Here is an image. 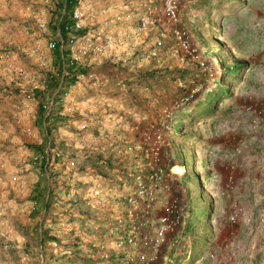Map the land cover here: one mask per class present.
Here are the masks:
<instances>
[{"label": "rangeland", "instance_id": "374dc122", "mask_svg": "<svg viewBox=\"0 0 264 264\" xmlns=\"http://www.w3.org/2000/svg\"><path fill=\"white\" fill-rule=\"evenodd\" d=\"M26 2L0 17L10 37L19 35ZM92 2L111 10L118 32L136 31L146 6L160 7V0ZM180 28L193 56L171 27L137 34L97 60V84L66 89L73 117H60L58 105L45 127L32 106L29 135L15 124L4 91H12L9 74L0 70V264H129L154 252L144 238L155 237L166 208L172 224L157 264H264V120L246 110L264 102V0H198L181 7ZM163 32L159 55L147 58ZM18 63L51 75L50 62L43 70ZM157 157L165 169L159 183L149 167ZM140 177L153 196L139 198L132 217L127 199L137 197ZM235 209L240 220L231 224ZM134 226L137 246L125 241ZM55 242L72 254H56Z\"/></svg>", "mask_w": 264, "mask_h": 264}, {"label": "built area", "instance_id": "2783aa9c", "mask_svg": "<svg viewBox=\"0 0 264 264\" xmlns=\"http://www.w3.org/2000/svg\"><path fill=\"white\" fill-rule=\"evenodd\" d=\"M158 0H149L155 3ZM198 0H160V7L146 6L138 18L137 30H114L115 21L110 18L111 10L106 7L96 6L92 0H27L18 12L22 25L18 27L16 37L7 35L0 21V70L5 69L9 74V85L12 91L4 90L6 98L13 102L16 112L15 124L24 129L29 135V126L25 121L29 119L32 106L36 105L44 113V125H49L54 119L58 105L63 110L58 113L60 117H73L76 101L71 97L67 88L85 90L99 81V74L94 65L97 60L106 55L109 50L123 48L131 44L137 34H143L160 27H171L173 35L181 49L193 56L196 50L191 48L187 32L180 28V9L182 6ZM1 11V8H0ZM1 17V15H0ZM156 40V47L152 49L147 58L153 59L159 55V49L163 45V37ZM135 45V44H134ZM27 61L36 65L40 70L48 67L50 62V76L35 72L29 67L20 66L18 62ZM115 77L119 80L117 70ZM110 79L105 77L101 85H107ZM55 83L53 92L48 98L41 96L48 92L50 83ZM119 85L125 87L122 80ZM1 94V93H0ZM41 98V100L39 99ZM69 98L70 102L69 103ZM189 98L182 99V104ZM247 112L264 120V102L261 105L249 104ZM70 123L72 122L69 120ZM82 124L80 129H85ZM152 155H156L155 148L150 149ZM236 152L242 149L236 147ZM147 154H150L148 151ZM150 170L157 183L163 180L165 169L160 165V159L155 158L153 164H149ZM75 161L70 160L66 169L73 170ZM237 168L231 167V173L226 179V192L232 194L235 189V174ZM136 196L128 198L131 208L130 216L134 217L135 209L139 208V198L153 196V190L138 181ZM148 199V198H147ZM153 197L151 201H153ZM151 204H148L150 209ZM173 210H171V213ZM170 208H166V214L161 218V226L156 231L155 237L146 236L145 243L154 249L152 255L140 253L137 260L130 259L129 264H157L161 246L166 241V235L171 228ZM241 211L235 209L230 216L231 224H237ZM119 223H123L119 220ZM142 225H145L143 223ZM134 226L128 231L126 242L131 246H137L138 236ZM125 241H121L118 247H123ZM54 252L60 255L72 254L71 249L62 250L58 242L52 244ZM106 261L112 259L109 253L102 254Z\"/></svg>", "mask_w": 264, "mask_h": 264}, {"label": "crops", "instance_id": "0c3cea01", "mask_svg": "<svg viewBox=\"0 0 264 264\" xmlns=\"http://www.w3.org/2000/svg\"><path fill=\"white\" fill-rule=\"evenodd\" d=\"M18 1L22 2V1H26V0H0V15H14L15 12L14 8L15 5L18 4Z\"/></svg>", "mask_w": 264, "mask_h": 264}, {"label": "trees", "instance_id": "16d2710c", "mask_svg": "<svg viewBox=\"0 0 264 264\" xmlns=\"http://www.w3.org/2000/svg\"><path fill=\"white\" fill-rule=\"evenodd\" d=\"M53 83H54V82H53ZM213 106H214V109H215L216 106H215V105H213ZM45 206H46V208L48 207L47 205H45Z\"/></svg>", "mask_w": 264, "mask_h": 264}]
</instances>
